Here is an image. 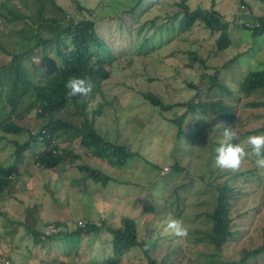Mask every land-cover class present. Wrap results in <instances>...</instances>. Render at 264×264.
Instances as JSON below:
<instances>
[{
	"label": "rangeland",
	"instance_id": "1",
	"mask_svg": "<svg viewBox=\"0 0 264 264\" xmlns=\"http://www.w3.org/2000/svg\"><path fill=\"white\" fill-rule=\"evenodd\" d=\"M1 1L28 19L6 27L0 23V87L12 72V57L32 45L27 41L29 35L33 42L39 36L52 38L60 32L56 23L70 16H92L85 10L78 15L77 5L97 11V30L114 58L111 66L105 65L109 78L99 89L94 91L88 82L92 92L76 96V104L59 113L61 120L78 124L59 137L60 148L79 156L61 171L59 167L41 170L31 163L40 145L34 146L33 152L25 150L22 159L13 155L17 144L38 133L41 120L35 111L25 114L26 103L20 98L15 100L17 108L6 112L25 130L0 137V161L9 164L18 160L21 171L12 194L4 195L0 204L4 212L0 214V264H210V260L215 264L213 254L236 259L242 249L260 244L264 169L258 168L256 157L250 155L237 170L238 176L228 179L236 171L221 170L214 161L223 126L236 128L241 141L264 132V90L239 91L250 70L264 68V34L252 35L256 18L264 17V0H142L136 8V0H42L43 10L35 0ZM181 3L217 10L227 24L228 47L219 50L216 41L220 33L200 22L189 29L180 28V17L174 14L181 11ZM0 11L5 14L3 8ZM28 20L43 22L34 26ZM20 26L30 30L16 35ZM21 35L27 36L26 42L14 46ZM144 36L148 38L145 46L141 43ZM51 48L52 44L46 49ZM28 52L32 61L27 63V55L22 60L28 71L35 73L32 64L41 62L42 51L38 47ZM145 93L173 106L165 110L155 107L145 99ZM191 99L219 100L232 107L231 115L203 110L196 104L188 112L185 103ZM183 113V133L177 138V128L170 120ZM85 116L96 133L124 145L135 156L122 166L89 156L79 130ZM174 163L181 166L178 172L170 168ZM82 165L99 168L109 181L85 178L79 169ZM222 182L229 183L234 192L230 227L235 237L216 253L200 231L209 227L206 213L212 210L218 191L215 187ZM125 217L135 221L139 244L120 255L113 253L112 235L104 227L82 233L74 245L68 239H46L48 234L65 229L64 221L71 230L77 221L82 228L86 221L120 226ZM171 219L184 222L189 229L187 237L164 231ZM56 223L60 225L56 227ZM29 228L41 233L40 243L34 244ZM244 264H264V254L249 257Z\"/></svg>",
	"mask_w": 264,
	"mask_h": 264
},
{
	"label": "trees",
	"instance_id": "2",
	"mask_svg": "<svg viewBox=\"0 0 264 264\" xmlns=\"http://www.w3.org/2000/svg\"><path fill=\"white\" fill-rule=\"evenodd\" d=\"M35 1L40 4V10H43V1ZM141 1H135V8ZM179 6L181 7V11H178L174 15L180 17V28L189 29L196 22H200L210 31H218L220 33L216 41V46L219 50L228 47L230 38L228 33H226L227 24L223 21L222 15L217 10L203 7L190 8L186 3H181ZM0 8H3V12H5L4 14L0 11V23L3 27L9 24H19L26 18L28 19L25 13H14L2 1L0 2ZM57 8L62 11L61 7ZM84 10L92 16H82L80 18L70 16L68 20L62 23H56V26L60 28V32L52 38H42L39 36L33 42L30 39L31 35H29L27 41H30L32 45L22 53L19 52L12 57V72L2 81L4 87H0V137H4L8 133L18 135L25 130L21 124L12 121L9 115H6L8 110L17 108L15 102L17 98L24 100L26 103L25 114L35 111V116L41 120V124L38 133L29 134V138L25 142L17 144L13 155L17 159H22L25 150L29 149L33 152L34 146L40 145L39 152H33L31 163H34L41 170L53 171L59 167L58 169L61 171L65 168L66 163L72 165L73 161L79 157L78 154L70 155L66 153L64 149L60 148L59 143V137L67 133L69 128H77L76 126H78L76 123L61 120L59 114L69 104H76L78 100L76 96L72 97L68 95V89L65 87L67 80L73 76L83 78L93 85L95 91L99 89L104 80L109 78V71L105 65L111 66L114 57L111 58L109 54L111 51L107 48L105 38L97 30V11L93 13L94 10L92 11L89 8L77 5L76 13L78 15H81ZM256 20L258 24L253 27L252 35L262 36L264 34V17H257ZM28 21L34 26L36 24L40 26L43 22L35 23L33 20ZM16 29V35L17 33L25 34L30 30L22 28L21 26ZM141 31L142 29L139 31V34ZM26 37V35H21V40L16 38L14 46L26 42L24 40ZM141 43L144 46L147 45L148 38L144 36ZM50 44H52V48L50 50L46 49ZM38 47L42 51L41 62L33 63L32 65L34 67L35 64L34 69L36 72L30 73L28 71L29 68L23 63L22 56L27 55L29 50L34 51ZM33 58V56L29 57L27 55V63L31 62ZM43 68H46L44 73L41 72ZM214 78L215 76L211 79L213 80ZM212 83L215 84L214 82ZM198 86L197 83L195 87ZM255 90H264V68L250 70L239 84V91L241 92L250 93ZM199 93L200 89H198L196 95ZM143 96L155 107H159L162 110L170 109L173 106L171 104H164L158 97L150 93H145ZM82 103H85V101ZM193 104L200 105L203 110L210 108L214 113H223L228 117L231 115L232 107L221 103L219 100L213 102L198 100L193 102L191 99L185 103V108L188 112L190 106ZM80 113L84 115L82 111ZM185 116L186 113H183L170 120L177 128V138L183 133L182 123ZM79 130L82 134L81 144L89 156L119 166H122L128 159L135 156V153L129 151L124 145L106 140L96 133L92 122L90 123L86 116L82 119ZM3 162L0 161V204L4 195L12 194L14 183L21 175V171L18 168V160H14L9 164H3ZM180 167V165L174 163L170 168L178 172L181 169ZM79 169L85 172V178L92 177L95 181H98L99 178L103 182L109 181L110 177L104 175L97 167L82 165L79 166ZM237 176V171L231 172L228 179ZM221 184L215 187L218 191L214 206L211 211L206 213V220L209 223V227L200 231L203 241L213 245L216 253H219L235 237L234 231L230 227L233 220L230 216V199L234 192L229 187V183L227 185L225 183ZM1 212L4 214L0 206V214ZM77 222H75L76 227L74 229L71 228V230L68 222H62L61 225L66 228L59 229L56 233L48 234L46 239L53 241L68 239L74 245V240H79V236L82 233L97 232L104 227L112 235L111 244L113 253L116 255L129 251L139 244L137 239L138 229L135 221L131 218H123L120 226H111L105 223L97 225L94 222L86 221L85 227L82 228ZM59 225L60 223H56V227ZM28 233L33 235L35 245L41 242V233L39 231H32L29 228ZM43 235L45 234L43 233ZM260 236L261 241L257 247L250 250L242 249L236 259L213 254L212 256L216 257L215 264H244L249 257L259 258L264 254V223L260 230ZM211 262L210 260V264Z\"/></svg>",
	"mask_w": 264,
	"mask_h": 264
},
{
	"label": "clouds",
	"instance_id": "3",
	"mask_svg": "<svg viewBox=\"0 0 264 264\" xmlns=\"http://www.w3.org/2000/svg\"><path fill=\"white\" fill-rule=\"evenodd\" d=\"M65 87L69 96H88L92 92V85L80 77H70ZM233 141H238L233 143ZM250 149V152H249ZM214 165L225 171H237L250 155L256 157L255 164L264 169V132L250 135L241 141L236 128L223 126L222 140L216 149ZM165 232L171 231L177 237L188 236L189 229L182 220L171 219L167 222Z\"/></svg>",
	"mask_w": 264,
	"mask_h": 264
},
{
	"label": "built area",
	"instance_id": "4",
	"mask_svg": "<svg viewBox=\"0 0 264 264\" xmlns=\"http://www.w3.org/2000/svg\"><path fill=\"white\" fill-rule=\"evenodd\" d=\"M166 169V168H165Z\"/></svg>",
	"mask_w": 264,
	"mask_h": 264
}]
</instances>
